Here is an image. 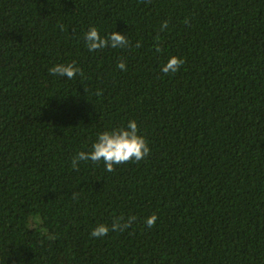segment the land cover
Masks as SVG:
<instances>
[{"label":"trees","instance_id":"obj_1","mask_svg":"<svg viewBox=\"0 0 264 264\" xmlns=\"http://www.w3.org/2000/svg\"><path fill=\"white\" fill-rule=\"evenodd\" d=\"M130 120L148 156L72 169ZM0 264H264V0H0Z\"/></svg>","mask_w":264,"mask_h":264},{"label":"clouds","instance_id":"obj_2","mask_svg":"<svg viewBox=\"0 0 264 264\" xmlns=\"http://www.w3.org/2000/svg\"><path fill=\"white\" fill-rule=\"evenodd\" d=\"M167 27L168 22L165 21L161 26V31L167 29ZM61 30H63V28ZM84 39L89 51H97L109 47L113 49L125 48L130 44L126 36L117 32H112L110 35L102 37L96 27H91L84 34ZM135 47L140 48L142 45L137 43ZM156 51H161L159 46V36L157 37ZM183 64L184 60L176 56H171L167 63L162 66L161 71L164 74L176 73L180 71ZM117 67L122 71L127 70L126 64L122 61L117 64ZM77 73L81 76L83 75L82 70L76 66L75 61L68 64H57L49 69V75H58L60 77H67L68 79H74ZM101 94L102 93L100 92L97 93V95ZM149 154L150 148L146 139L139 134L137 122L135 120H130L126 127L99 134L96 141L93 143L90 152L80 151L72 158V169L79 171L80 162L90 160L93 163L103 161L106 170L112 172L115 170L116 165L130 161L139 162ZM136 219L135 216H129L127 218L120 216L114 218L111 225L104 223L98 224L91 231V237L103 238L110 232H123L132 227ZM157 220L158 217L153 214L146 219L145 224L148 228H152L156 225Z\"/></svg>","mask_w":264,"mask_h":264}]
</instances>
